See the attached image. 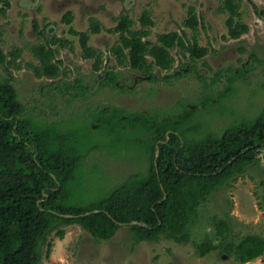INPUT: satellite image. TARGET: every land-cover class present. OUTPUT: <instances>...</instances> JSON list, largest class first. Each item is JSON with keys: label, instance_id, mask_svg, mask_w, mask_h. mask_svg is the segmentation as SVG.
<instances>
[{"label": "trees", "instance_id": "1", "mask_svg": "<svg viewBox=\"0 0 264 264\" xmlns=\"http://www.w3.org/2000/svg\"><path fill=\"white\" fill-rule=\"evenodd\" d=\"M0 2H3L0 16H4L9 2ZM251 4L256 10V4ZM219 11L228 14L226 38L238 39L248 31L238 0H223ZM188 12L184 24L195 29L202 15H196L193 7ZM115 19L118 22L109 31L118 33V39L108 46L105 64L103 52L87 44L86 32L69 29V34L79 35L82 57L92 59L93 75L101 69L104 73L100 79L95 77L97 90L114 87L119 94L133 93L134 89L139 92L136 85L131 89L124 86L128 77L122 70L106 66L112 58L129 72H138V79L133 78V83L146 80L158 85L160 79L169 81L188 74L203 80L207 89L222 81L223 67L213 71L210 82L196 68V61L208 53V48L200 46L195 37L190 40L184 30L161 33L153 43L145 39L147 29H132L133 21L127 12ZM90 20L92 33L99 32L98 22ZM64 21H71L69 11ZM140 21L143 26L153 24L148 11L143 12ZM55 27V23L46 24L41 31L33 20L38 36L43 37L46 32L50 35L31 48L38 62L32 66L33 73L38 78L55 79L64 74L63 61L57 58V53L70 42L54 35L50 29ZM173 48L188 57L186 70L157 75L152 66L165 71L173 67ZM239 50L244 51V48ZM19 55L17 48L5 54L0 47V65L6 73V76L0 73V264H39L43 245H47L46 255L52 246L46 242L47 235L55 231L62 239V227L71 224L80 225L97 241L109 240L120 229L125 230L135 244L160 238L176 244L193 241V230L203 217L204 203L216 190L228 185L230 179L260 160L258 154L264 147V101L250 116L233 119L227 125H212L216 129L222 127L221 132L211 128L204 131L199 124H188L203 108L185 105L182 99L174 100L173 108L182 106L180 110L174 109L176 112L155 105L146 111H127L114 105L108 111L90 108L93 120L92 116L90 118L96 124L92 128L113 134L116 137L114 145L123 138H131L128 141L132 142L135 135L145 154V166L113 181L98 197L77 195L72 191L80 183L84 161L98 147L92 137V128L85 121L87 126L83 134L77 133L76 129L61 122L59 116L51 121L54 115L40 114L35 107L24 104L14 84L15 77L8 72L11 67L19 68L16 61ZM148 56L152 57L151 61ZM258 63H264V59L257 58L252 51L243 67H228L217 101L202 95L199 103L204 107L234 95L237 87H241L236 86V81L244 86L245 69L250 71ZM76 82L71 88L79 87V90L70 89V98H74L73 101L76 97L86 99L88 85L82 82V77ZM261 86L264 90V84ZM156 146L159 149L157 157ZM207 220L211 224L210 231L205 232L195 246L199 256L218 249L220 254L245 263L264 254V237L249 233L234 237L229 219L213 215ZM131 221L145 225L130 224Z\"/></svg>", "mask_w": 264, "mask_h": 264}, {"label": "rangeland", "instance_id": "2", "mask_svg": "<svg viewBox=\"0 0 264 264\" xmlns=\"http://www.w3.org/2000/svg\"><path fill=\"white\" fill-rule=\"evenodd\" d=\"M4 1V0H3ZM223 0H8L6 14L0 16V47L5 54L15 48L20 50L16 58L19 68H9V73L15 77L19 90V98L27 106L36 108V112L43 115H54L51 121L58 116L77 133L83 134L87 126L94 127L93 109L109 110L114 106L125 110L146 111L150 106H164L171 110H180L182 106L174 107V100L182 99L185 105H194L201 111L195 113L188 124H199L201 129L211 128L217 132L222 127L212 128V125L228 124L233 119L239 120L242 116H250L252 111L260 107L264 101V63L256 67L245 69L243 76L244 86L236 81L237 92L229 97L204 106L199 103L202 95H209L217 101L227 74V68H241L243 63L250 60V54L255 52L257 58L264 59V0H238L239 10L243 21L248 25V31L238 39H229L225 24L227 12L219 11ZM237 1V0H236ZM255 3V10L251 4ZM3 2H0V5ZM193 7L196 15H202L196 28L191 29L184 24L189 16V8ZM70 12L71 21L66 23L64 15ZM144 11H148L153 24L143 26L140 18ZM127 12L132 19V29H147L145 39L157 42L161 33L185 31L190 40L196 38L200 46L208 48V53L196 61V68L201 74L210 76L217 68L223 67L224 73L219 81L209 89L204 82L194 74L185 75L174 80H159L158 85L146 80L137 82L139 92H119L116 88L102 87L97 90L95 77H104L102 69L95 76L92 73V59L82 57V47L79 35L69 34L72 28L77 32L88 34L87 44L103 52V64L106 63L108 46L118 39V33L109 31L118 20L115 18ZM98 22L100 30L92 33L91 20ZM33 20L38 23V29L44 31L46 24L55 23V29H50L54 35L67 39L70 44L59 48L57 58L62 60L60 74L55 79L38 78L33 73L32 66L38 62L33 55L32 46L41 43L49 33L38 36L33 28ZM71 47V48H70ZM243 47L244 51L239 48ZM175 58L173 67L165 71L152 66V71L159 76L168 72L186 70L188 57H184L177 48L171 49ZM10 56L7 55L6 59ZM148 60H152L148 56ZM106 66H115L122 70L128 80H124L126 88H135L133 78L138 79V72L118 66L113 60ZM0 73L6 76L3 65ZM78 77L88 85L86 99L70 98V89ZM124 83V84H125ZM132 85V86H131ZM154 85V86H151ZM92 94L93 92H95ZM57 94V95H56ZM92 94V95H91ZM257 94V95H254ZM70 98V99H69ZM252 105V106H251ZM66 106V109H64ZM67 110V111H66ZM112 110V109H111ZM174 110V112H176ZM59 113V114H58ZM58 114V115H57ZM57 115V116H56ZM224 115L223 117H220ZM92 116V120L91 117ZM86 121V122H85ZM98 121V119H97ZM93 140L98 147L92 151L84 161V170L80 174V183L73 189V193L81 196L98 197L102 191L113 183L131 173L133 170L143 169L145 154L134 140L123 138L114 145L115 136L108 132L92 128ZM124 133V132H123ZM126 133V132H125ZM260 160L246 168L241 174L228 181V185L216 190L204 203L199 226L193 230L192 240L182 244L173 243L165 238L157 241H142L133 243L125 230H118L109 240L95 239L80 225L63 226L62 239L53 231L47 235L46 242L51 243L49 255H46V243L42 247L39 264H264V254L245 263L236 261L233 257L220 254L217 250L210 251L205 256L195 252L196 243L202 240L205 232L210 231V223L206 219L217 215L227 218L231 224L234 237L245 234H257L264 237V147L258 154ZM96 166V167H95ZM95 167V168H94ZM136 169V170H135ZM80 200V199H79ZM81 201V200H80ZM204 221V223H202Z\"/></svg>", "mask_w": 264, "mask_h": 264}, {"label": "water", "instance_id": "3", "mask_svg": "<svg viewBox=\"0 0 264 264\" xmlns=\"http://www.w3.org/2000/svg\"><path fill=\"white\" fill-rule=\"evenodd\" d=\"M158 153H159V149H158V147L156 146V149H155V156H156V157H157ZM95 211H97V210H95ZM64 215H65V216H71L70 214H64ZM130 224L145 225L144 223L139 222V221H131Z\"/></svg>", "mask_w": 264, "mask_h": 264}, {"label": "flooded vegetation", "instance_id": "4", "mask_svg": "<svg viewBox=\"0 0 264 264\" xmlns=\"http://www.w3.org/2000/svg\"><path fill=\"white\" fill-rule=\"evenodd\" d=\"M132 85H134V83Z\"/></svg>", "mask_w": 264, "mask_h": 264}]
</instances>
